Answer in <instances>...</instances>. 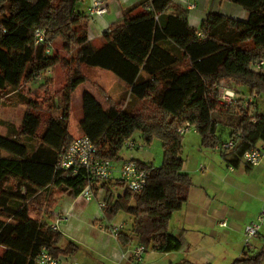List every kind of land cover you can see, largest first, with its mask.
Here are the masks:
<instances>
[{"label": "trees", "instance_id": "obj_1", "mask_svg": "<svg viewBox=\"0 0 264 264\" xmlns=\"http://www.w3.org/2000/svg\"><path fill=\"white\" fill-rule=\"evenodd\" d=\"M82 1L0 0V105L14 96L12 101L25 106L20 126L0 134V149L8 153L0 156V264H36L42 248L56 258L74 254L77 244L59 246L62 234L50 225L56 197H76L87 185L106 189L107 216L122 210L132 218L127 231L116 234L120 246L135 239L145 251L182 250L186 242L169 222L186 203L192 179L182 169L184 134L178 129L189 123L201 145L213 148L224 142L218 125L225 124L234 145L219 151L231 167L240 164L249 148L264 145V113L256 98L247 108L222 105L217 98L221 80H232L242 92H264V66L252 68L254 61L264 59V0H230L247 12L245 19L209 12L198 27L188 23L187 8L173 0H142L110 24L99 44L88 39ZM36 30L44 31L40 43ZM57 39L64 52L72 53L70 58L46 53ZM55 65L68 73L60 91L50 97L49 108L57 114L39 132L40 105L21 91V84L41 76L37 81L43 88L50 82L47 69ZM81 66L110 71L131 97L156 109L154 114L132 112L109 96L107 107L88 91L81 96L79 127L99 157L124 160L122 151L129 149L126 142L135 140V133L147 145L160 141L161 163L139 162L148 170L139 192L128 190L118 178L92 180L84 169L73 173L57 165L74 138L68 123L72 93L87 81ZM112 189H121L114 199ZM230 264H264V247L247 249Z\"/></svg>", "mask_w": 264, "mask_h": 264}, {"label": "crops", "instance_id": "obj_2", "mask_svg": "<svg viewBox=\"0 0 264 264\" xmlns=\"http://www.w3.org/2000/svg\"><path fill=\"white\" fill-rule=\"evenodd\" d=\"M93 1L96 0H83L80 8L88 15L87 35L89 41L99 44L102 41L103 33L108 30L110 24L120 20L126 8L142 0H102L106 12L90 16L89 9ZM173 1L175 4L181 5L179 2ZM188 2L193 4L187 8V20L192 27H198L209 12L233 19L247 17V12L230 0H188ZM83 83L75 88L72 98L77 88ZM118 86L122 91L126 88L124 84ZM84 91L92 93L85 88L82 90L81 96ZM24 111L25 106H23L22 114ZM218 127L222 128L220 134L223 141L228 140V127L225 124H219ZM192 130L194 131V129ZM68 131L72 137L82 134L79 122L78 129H75L74 134L70 132L69 128ZM0 134H5V132H0ZM140 140L144 144V148L148 146L142 139ZM137 150L141 152L139 148ZM122 158H134L138 162L153 164L152 158L146 153L126 154L122 152ZM121 162L122 159L112 161L116 169ZM224 166L229 167V171L232 170L231 166H227L218 149L201 145L198 135L195 152L186 154L182 166L183 171L189 173L192 179V185L187 193V201L180 211L172 215L169 222L171 231L182 235L186 247L182 250L169 252L148 249L143 254V261L140 264H180L182 260L196 264H230L247 250L243 246L244 227L258 213L262 196L260 195L256 206L253 209L250 208L247 205L251 194L250 189H243V182L227 175L223 169ZM113 178H117V174ZM92 192L93 197L89 200L80 194L76 197L66 194L56 197L54 215L64 216L59 223V232L62 234L59 246L64 247L68 241L77 244L74 254L58 256L59 264H135L131 257L122 256V253L135 245L136 240L134 239L131 244L122 247L116 237L109 232V227L117 223H122L123 230L127 231L132 218L122 210L117 212V218L107 216L105 208L99 207L101 201H104L106 206L109 203L106 189H92ZM120 192L121 189H112L113 199ZM252 192H256V197L258 196L257 189ZM221 222H225V225H221ZM262 228L258 237L252 240L250 251L257 252L264 247L262 245L264 243Z\"/></svg>", "mask_w": 264, "mask_h": 264}, {"label": "rangeland", "instance_id": "obj_3", "mask_svg": "<svg viewBox=\"0 0 264 264\" xmlns=\"http://www.w3.org/2000/svg\"><path fill=\"white\" fill-rule=\"evenodd\" d=\"M54 42V46L56 45L55 53L60 56L70 58V55L72 53H66L62 50V43L60 42V40H55ZM81 69H83L82 71L86 74L87 81L77 88L75 94L73 95V98L71 96L70 117L68 123V128L71 133L74 134L76 132L75 129H78V122L82 115L80 96L82 90H84L85 88L90 90L98 98V100L104 107H107L109 105V101L107 99V96H109L113 99L115 103L123 105L129 111L137 112L143 110V112L146 114L155 113V107L149 104L148 101L145 102L131 97L128 94L126 88L123 89V91L122 89H119L118 85H123L124 83L110 71L96 67L86 68L82 66ZM67 73V69H64L60 65H55L50 70V78L48 80L50 82L45 85L46 87L44 86L43 88H41L39 84L42 83V81L39 82L37 80L23 81L21 84V91L27 92L28 95H30L32 99L37 101V103L40 105V108L37 110V112H39L41 116L42 122L41 126L39 127V132L42 131L46 119L51 114H57V111H55V109H52V107L49 108V103L51 98H53V96H55V94L60 91V89L64 85ZM226 82H228V80ZM252 94H255V92H253ZM255 98L256 101H258V110L264 113V92L260 94L256 93ZM12 99L17 98L14 96L5 98V100L0 105V132L2 133H8V130L11 129V127L16 129L18 126H20V123L22 121V111L24 105L19 103L17 100L16 102H14L15 100L12 101ZM134 138L138 141V143L142 144L138 133H135ZM197 138L198 134L193 130H189L184 133L182 140L183 157H185L188 152H195L197 148ZM258 145L262 146L260 142L258 143ZM139 149L141 150V152H138L137 148L136 150L125 149L122 152L126 154L146 153L148 156H150V158H152L151 161L153 165H159L161 163L162 149L159 140L154 139L151 145ZM261 152L262 154H264V148L261 149ZM7 154L8 153L5 150L0 149V156H5ZM246 166L247 165L244 163V161L241 160L238 167H231V171H229V167L226 166H224L223 169L227 172V175L232 176L237 181L243 182V189H250V199L248 200L249 202H247V205H249L250 208L253 209L256 206V202L258 201V199L260 200V195L262 196L260 202L261 206L257 211L259 212L261 208H264V155H262L260 163L258 165L249 167ZM256 189L258 190L257 197V193L252 192ZM117 214L118 213L114 214L113 216L117 218ZM261 232L262 234H264V228H262ZM262 245H264V243H262Z\"/></svg>", "mask_w": 264, "mask_h": 264}, {"label": "built area", "instance_id": "obj_4", "mask_svg": "<svg viewBox=\"0 0 264 264\" xmlns=\"http://www.w3.org/2000/svg\"><path fill=\"white\" fill-rule=\"evenodd\" d=\"M179 2L184 7L188 8L193 4L188 2V0H175ZM106 12V7L102 0L93 1L89 9V15H101ZM36 43H40L44 39V31L36 30ZM54 52V43L50 42L46 48V53ZM264 66V59L256 60L252 63V68L255 70H260ZM51 69H47L46 74H50ZM41 76L37 78L40 80ZM227 81V80H226ZM221 80L217 87V98L218 103L222 105L239 104L242 108H247L251 104L253 98L256 96L250 92H242L241 88L238 87L232 80ZM193 127L186 123L183 127L179 128L178 131L182 134ZM234 145L232 139H228L220 144L215 145L214 148L218 150L230 149ZM126 147L129 149L142 148L144 144H140L135 140H128L126 142ZM264 145L259 146L258 143L242 155V161L249 166H256L260 163L262 152L261 149ZM58 167L62 169H71L73 173L79 169H84L86 174L92 180L103 181L113 178L117 174V178L121 179L125 187L132 192H139L146 183L148 170L145 166L141 165L139 162L133 158H125L122 160L118 169L113 166L111 160L99 157L97 155V147L92 142V140L84 135H78L72 139L69 145L63 149L62 153L58 157L57 161ZM86 200L93 197L92 189L89 185L84 187L80 192ZM100 208H105L106 204L104 201L99 202ZM64 216L60 214L54 215L53 222L51 223V228L59 231V223L63 220ZM221 225H225V222H221ZM264 226V208L256 214L255 218L250 221L244 227V238L243 246L245 249H250L252 247V240L258 237L260 229ZM123 228L122 223H117L109 227V232L116 237V234ZM145 253V248L136 243L127 251L122 253V256L131 257L135 264H140L143 261V254ZM36 264H59V259L53 257L45 248H42L41 252L36 258Z\"/></svg>", "mask_w": 264, "mask_h": 264}]
</instances>
